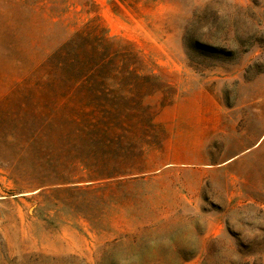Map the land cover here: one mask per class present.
<instances>
[{
  "label": "rangeland",
  "instance_id": "rangeland-1",
  "mask_svg": "<svg viewBox=\"0 0 264 264\" xmlns=\"http://www.w3.org/2000/svg\"><path fill=\"white\" fill-rule=\"evenodd\" d=\"M82 38L114 57L67 95L157 111L114 176L39 119ZM0 264H264V0H0Z\"/></svg>",
  "mask_w": 264,
  "mask_h": 264
},
{
  "label": "trees",
  "instance_id": "trees-1",
  "mask_svg": "<svg viewBox=\"0 0 264 264\" xmlns=\"http://www.w3.org/2000/svg\"><path fill=\"white\" fill-rule=\"evenodd\" d=\"M78 35V34H77ZM81 38V37H80ZM75 41H67L61 48L48 56L46 65L49 66L46 75V82L56 88L57 103L38 109L40 115V123L42 128L49 125L55 128L60 135L69 136L71 134L79 144L82 146V154L76 155L75 158L87 164V160L96 154L101 161L107 159V165H95L87 168L88 176H96L98 172H106L105 176H114L120 174L117 157H120V151L123 149L124 143L127 145V150L136 147L139 142L142 144H149V130L154 116L157 111L150 112L148 107H141V113L137 115L143 119V124L137 127L132 125L129 119L125 117L136 113V109L127 107L122 103H114L107 100V93H105L106 84L104 81H99L94 86L87 85L86 80H81L80 83L74 87L75 93L67 95L65 93L72 86V75L76 72L80 77L87 75V69L91 66H98L107 63L113 59V55H107V60L98 59L94 48L88 47L82 42L78 45L77 54L72 53L71 44ZM96 45L101 46V41ZM102 54V53H101ZM106 58V56H105ZM87 68V69H86ZM99 68L94 72L99 73ZM55 72V73H54ZM113 96L121 98L129 97L118 88H110ZM55 96V95H53ZM40 99V98H39ZM69 123L71 127L67 129L62 127L61 123ZM136 132H140L139 140H136ZM79 139V141H78ZM88 142L89 144H85ZM81 150V149H80ZM125 151V150H124ZM107 153L112 154L107 158ZM112 157V158H111ZM113 161V167L109 166V162ZM111 167V168H110ZM125 172V171H122Z\"/></svg>",
  "mask_w": 264,
  "mask_h": 264
}]
</instances>
